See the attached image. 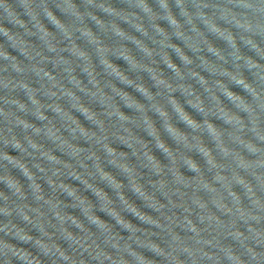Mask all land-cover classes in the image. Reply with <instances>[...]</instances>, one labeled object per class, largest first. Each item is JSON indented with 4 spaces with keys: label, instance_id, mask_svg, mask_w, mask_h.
Masks as SVG:
<instances>
[{
    "label": "water",
    "instance_id": "obj_1",
    "mask_svg": "<svg viewBox=\"0 0 264 264\" xmlns=\"http://www.w3.org/2000/svg\"><path fill=\"white\" fill-rule=\"evenodd\" d=\"M241 2L0 0V246L37 264H141L137 257L145 264H234L226 250L243 264H264L249 251L264 257V207L255 203L264 205V141L226 92L256 102L220 71L239 72L262 96L264 79L235 60L228 41L198 15L230 31L242 56L264 66L240 38L248 33L223 16L247 12L264 24ZM253 38L264 47V36ZM225 111L245 129L236 132ZM256 111L264 130V111ZM241 210L259 219L242 218ZM17 229L30 238L20 239ZM0 264L26 262L0 252Z\"/></svg>",
    "mask_w": 264,
    "mask_h": 264
},
{
    "label": "clouds",
    "instance_id": "obj_2",
    "mask_svg": "<svg viewBox=\"0 0 264 264\" xmlns=\"http://www.w3.org/2000/svg\"><path fill=\"white\" fill-rule=\"evenodd\" d=\"M141 6L143 7L145 12H148L151 15V10L148 8L147 5H141ZM68 7L72 11H75L74 8L72 7V5H69ZM163 7L165 9H167V4H164ZM240 7L243 9H246V10H250L252 12L253 16H255V17L264 18V0H242ZM48 15L59 27H61V28L64 27L60 23V21L51 12H49ZM77 15H78V13H77ZM184 15L188 17V22L191 23L192 22V16L187 11L184 12ZM198 15L204 19V23L209 27V29L211 31L217 33L218 35H220L221 37H223L224 39H226L228 41V43L230 44V46L233 49L232 56L234 57L235 60L243 59L246 67H248L249 69H253V68L257 69L258 75L260 76V78L264 79V70H261V69H264V66L259 65L257 63V61L253 60L251 57L242 56V54L240 53L239 47L236 44V38L233 36V34L230 31H228L227 29H221L217 24L214 23L212 18L205 17V14L203 12L198 13ZM223 16L225 19H227L229 21V23L235 22V24L239 28H241L244 33H248L247 36L242 34L240 38L243 39L244 42L247 45H249L252 49H254L261 57H264V47H262L261 44L253 38L256 34H260L261 36H264V24L260 23L259 19H256L255 21H253V19H250L247 12L241 14L242 18H238L237 14L232 13L230 10L225 11L223 13ZM167 18L173 25H175L177 27V29L180 28L179 23L172 16L171 12L167 13ZM44 34H45V36H47L46 32ZM118 34L122 35V33H119V31H118ZM177 34L182 35V33H180L179 31L177 32ZM85 35L91 36V34L88 32H85ZM210 50H212V49H210ZM101 51H103V50H101ZM216 54L221 59H223V56H221L218 52H216ZM77 55L84 56V53L77 52ZM106 64H107V62H106ZM107 67L111 68V65L107 64ZM113 71H115V69H113ZM220 74L227 75L232 80L236 81L238 84L243 85L244 88L248 92H250L251 95L253 96V98L256 102L255 108L253 107V105L251 103L246 102L243 98L236 96V95L232 94L231 92H226L240 110L248 113L249 123L251 125L250 130L255 134V136L259 140L264 141V130L259 129V127H258L259 117H258V113L256 111L257 108L264 111V96H262L261 93L257 92L256 89L251 84L247 83L244 80V78H241L242 75L239 72L232 73L229 71H227V72L220 71ZM159 82L164 83L163 81H159ZM229 93H231V94H229ZM125 99H127V98L125 97ZM173 103H174V101H173ZM196 106L199 107L203 111V107H202V105H200V103H196ZM137 107H139V106H137ZM177 111L179 112L181 118L184 119L189 124V126H191L193 129L200 128V125L195 123L194 121H192L190 119V117H188L179 108V106H177ZM161 115H166V114L161 112ZM222 116L225 118L226 122H228L229 124H231L233 126V128L236 130V132H240V131L245 129V127H246L245 122L235 113H228L225 111V113ZM121 118L123 119V117H121ZM25 126L27 127V125H25ZM207 128H208L209 133L217 139V142L221 143L220 133L218 134L217 130L211 124H208ZM149 130L152 132L153 135L156 134L155 130L151 128L150 124H149ZM168 131L170 133H172V135H174L177 138V140L184 141L185 143H187L186 138L182 134L178 133L170 125L168 127ZM235 139L239 140L240 143L244 144L252 152L261 151V149H259L251 141H245L239 135L235 136ZM17 146H19V145H17ZM160 146L164 147L162 144ZM199 149L201 152L204 153L205 156L209 157V163L212 164L213 166H215L214 161L212 160L208 150L206 148H204L203 146H199ZM165 151H167V149H165ZM225 151H227V150L225 149ZM7 158L9 160H12L11 157H7ZM12 162L18 163L17 161H12ZM186 163H188L193 169H196V167H197L195 165V163L192 162L191 160H187ZM262 163H264V162H262ZM241 164L244 167L249 166L247 163H245L243 161H241ZM20 166L23 167V165H20ZM25 171H27V170L25 169ZM238 179H240L241 183H245L242 178H238ZM7 183L9 185V187L14 189L16 192L20 191V188L14 179L9 178L7 180ZM246 187H248L249 195L250 196L254 195L251 187L248 185H246ZM255 203L257 204V207H264V205H261L258 200L255 201ZM241 217L242 218L246 217V218H250V219H257V220L259 219V217L253 215L251 212L245 214V212L243 210H241ZM15 235H17L20 239H25V240L30 238L26 234H24L22 232V230H19V229H17ZM236 235L239 237L241 234L236 233ZM37 243H40V242L38 241ZM40 247L45 253H48L51 251V248L46 244L40 243ZM57 251H59V250L57 249ZM226 251H227V255H228L229 259L233 260L234 264H243V262L240 260V258L238 256L233 255L230 250H226ZM249 251L251 252L253 259H258V260L264 259V257L258 256V254L255 253L254 251H252L251 249H249ZM0 252H2L5 257H7L9 255L18 256L20 259L24 260L26 262V264H37L35 259L30 257L28 253L21 251L19 249H16L14 246L7 244V243H4L2 246H0ZM60 255L64 259H68V257L65 256L63 252H60ZM137 258L140 260L141 264H145L142 257H137Z\"/></svg>",
    "mask_w": 264,
    "mask_h": 264
}]
</instances>
